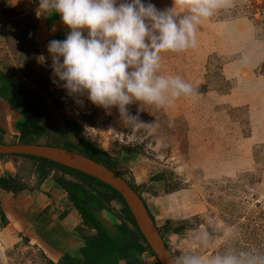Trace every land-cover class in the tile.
Instances as JSON below:
<instances>
[{"label":"rangeland","instance_id":"obj_1","mask_svg":"<svg viewBox=\"0 0 264 264\" xmlns=\"http://www.w3.org/2000/svg\"><path fill=\"white\" fill-rule=\"evenodd\" d=\"M144 2L171 9L177 19L187 14L173 0ZM250 2L253 12H243ZM24 21L35 19L3 26L1 67L24 91L41 96L52 125L74 120L80 135L115 157L116 170L136 186L179 264L194 256L207 264L229 252L264 259V0H218L198 24L194 47L161 53L158 74L179 76L192 91L163 106L134 101L127 117L87 100L77 107L52 83L51 60L21 32ZM62 31L65 39L70 30ZM17 134L0 132V142H14ZM28 165L21 159L14 173L20 167L25 175ZM116 210H103L114 226ZM3 225L0 217V264H49L38 246L9 236ZM131 255L154 260L147 250Z\"/></svg>","mask_w":264,"mask_h":264},{"label":"clouds","instance_id":"obj_2","mask_svg":"<svg viewBox=\"0 0 264 264\" xmlns=\"http://www.w3.org/2000/svg\"><path fill=\"white\" fill-rule=\"evenodd\" d=\"M173 3L187 14L177 19L171 9L144 0H38L40 14H58L70 30L65 39L47 44L52 83L79 108L87 100L108 115L116 108L125 117L134 101L163 106L189 94L191 85L179 76L158 74L161 53L194 47L198 24L213 14L218 0ZM246 255L229 252L207 264H264L243 260ZM185 264L204 262L194 256Z\"/></svg>","mask_w":264,"mask_h":264},{"label":"trees","instance_id":"obj_3","mask_svg":"<svg viewBox=\"0 0 264 264\" xmlns=\"http://www.w3.org/2000/svg\"><path fill=\"white\" fill-rule=\"evenodd\" d=\"M242 8L243 12H253L254 10L251 2L242 5ZM25 21L20 28L29 40L35 24H27ZM7 25L10 23L3 25L4 28L10 27ZM0 86L5 99L19 108L23 116L22 121L16 125L18 137L14 142H44L71 148L98 159L116 170L115 157L91 141L90 138L80 135L79 126L74 120L66 119L58 125H52L45 116L46 113L50 115L48 106L41 101L40 95L24 91L19 83L6 72L0 73ZM17 98L20 101H17ZM4 156L11 155H0V157ZM13 156L29 161L27 172L22 175L19 172V167L14 175H8L5 179L0 178L2 189L12 193L22 189L31 191L37 189L41 180L50 175L54 183L65 192L70 205L77 210L81 223L87 228L94 229L93 233L83 236V243L76 252L64 253L55 262L46 259L49 264H159L139 232L122 196L110 184L95 175L46 158L27 155ZM5 182L9 183L8 186L5 185ZM128 182L130 183V181ZM130 184L138 191L135 185ZM143 201L146 205L144 199ZM113 205H117L116 213L120 217V221L115 224L116 232L109 234L100 226L93 215V210L108 209ZM1 215L0 208V217ZM158 229L162 235L163 231L159 226ZM143 249L148 250L155 259L145 263L137 255H131L133 250L137 253Z\"/></svg>","mask_w":264,"mask_h":264},{"label":"crops","instance_id":"obj_4","mask_svg":"<svg viewBox=\"0 0 264 264\" xmlns=\"http://www.w3.org/2000/svg\"><path fill=\"white\" fill-rule=\"evenodd\" d=\"M20 17L35 19L31 40L36 43L40 57L49 58L48 42L62 38L65 25L59 15L40 14L38 0H0V73L5 72L1 65L7 55L3 25ZM0 96L5 98L1 90ZM17 116L15 109L0 99L2 134L16 133V125L19 122ZM21 159L13 155L0 157V175H13L15 166ZM8 163L11 167L5 169ZM3 171L6 172L2 173ZM0 200L4 231H8L9 236L17 240L23 238L27 243L38 246L53 262L60 259L64 253L76 252L83 243V236L91 231L81 223L77 210L70 205L65 192L54 183L50 175L41 180L37 189L31 191L22 189L12 193L0 189Z\"/></svg>","mask_w":264,"mask_h":264},{"label":"water","instance_id":"obj_5","mask_svg":"<svg viewBox=\"0 0 264 264\" xmlns=\"http://www.w3.org/2000/svg\"><path fill=\"white\" fill-rule=\"evenodd\" d=\"M0 99L15 109L16 115L18 114L19 116H17L19 122L22 121L21 110L12 106L5 98L0 96ZM0 155L42 157L99 177L114 187L122 196L139 232L156 256L159 264H179L168 248L154 218L151 216V212L144 204L142 196L125 177L102 161L71 148L44 142H0ZM103 210H93V215L107 233L113 234L116 228L110 220L108 221L105 220V217L103 218Z\"/></svg>","mask_w":264,"mask_h":264},{"label":"flooded vegetation","instance_id":"obj_6","mask_svg":"<svg viewBox=\"0 0 264 264\" xmlns=\"http://www.w3.org/2000/svg\"><path fill=\"white\" fill-rule=\"evenodd\" d=\"M141 195V194H140ZM143 198V197H142ZM147 205V204H146ZM150 211V210H149ZM153 217V216H152ZM158 226V225H157ZM115 227V226H114ZM91 231L88 233V234H91V233H93L94 232V229L93 228H89ZM116 232V231H115ZM114 232V233H115ZM113 233V234H114ZM143 250H146V249H143ZM148 251V250H147ZM148 253H150L149 251H148ZM150 255H152L151 253H150ZM153 256V255H152ZM154 257V256H153ZM154 259H155V257H154Z\"/></svg>","mask_w":264,"mask_h":264}]
</instances>
